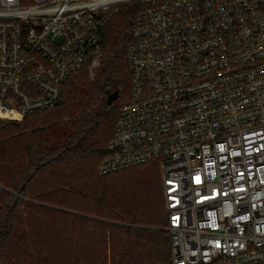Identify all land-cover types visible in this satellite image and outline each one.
<instances>
[{
    "label": "built area",
    "instance_id": "obj_1",
    "mask_svg": "<svg viewBox=\"0 0 264 264\" xmlns=\"http://www.w3.org/2000/svg\"><path fill=\"white\" fill-rule=\"evenodd\" d=\"M126 5L132 92L98 173L160 163L173 264H264V0H0V119L94 75Z\"/></svg>",
    "mask_w": 264,
    "mask_h": 264
},
{
    "label": "trees",
    "instance_id": "obj_2",
    "mask_svg": "<svg viewBox=\"0 0 264 264\" xmlns=\"http://www.w3.org/2000/svg\"><path fill=\"white\" fill-rule=\"evenodd\" d=\"M135 13L126 5L107 21L99 68L71 75L55 106L0 119V264H84L96 236L106 238L100 264H173L159 172L98 173L132 91Z\"/></svg>",
    "mask_w": 264,
    "mask_h": 264
},
{
    "label": "rangeland",
    "instance_id": "obj_3",
    "mask_svg": "<svg viewBox=\"0 0 264 264\" xmlns=\"http://www.w3.org/2000/svg\"><path fill=\"white\" fill-rule=\"evenodd\" d=\"M132 85V84H131ZM130 88V86H129ZM130 90H132V87L130 88ZM132 91H130L131 94ZM129 94V96H130ZM0 139H2V137H0ZM156 166H158V170L156 168ZM127 174L130 177H136V176H148L151 178H154L156 176V173L159 172V177L162 180V175H161V167H160V163L159 165H156V162H149L145 165H139L136 167H132L130 169L127 170ZM155 172V173H154ZM120 192H123L122 190ZM94 239H96V242H93L91 245V256L89 258L88 261H86L84 264H100V261L98 260V255L100 253L103 252L104 250V243L106 242V238L100 237V236H96ZM91 241H93V239L91 238ZM64 261H62L61 264H63Z\"/></svg>",
    "mask_w": 264,
    "mask_h": 264
},
{
    "label": "water",
    "instance_id": "obj_4",
    "mask_svg": "<svg viewBox=\"0 0 264 264\" xmlns=\"http://www.w3.org/2000/svg\"><path fill=\"white\" fill-rule=\"evenodd\" d=\"M119 95H120V93L118 90L114 91L113 93H110V95L107 99V104L109 106L112 105V103L119 98Z\"/></svg>",
    "mask_w": 264,
    "mask_h": 264
}]
</instances>
